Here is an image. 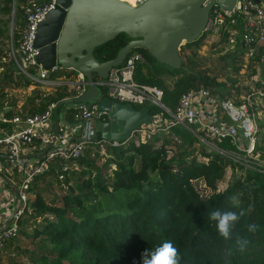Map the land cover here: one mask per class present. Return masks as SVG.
Here are the masks:
<instances>
[{
  "label": "trees",
  "instance_id": "trees-1",
  "mask_svg": "<svg viewBox=\"0 0 264 264\" xmlns=\"http://www.w3.org/2000/svg\"><path fill=\"white\" fill-rule=\"evenodd\" d=\"M24 3L25 0H0V47L10 38L12 48L16 49L24 28L21 7ZM201 41L202 38L185 44L179 56L188 50L195 55ZM129 42L130 39L121 34L95 49L94 58L99 63L111 61ZM132 53H138L143 59L137 66L135 81L161 89L162 104L171 111L180 96L190 89L204 87L213 91L218 88L223 92L218 95L222 99L233 95L214 80L194 73L189 65L192 62L186 56L181 57V66L175 70L157 63L145 50L137 49ZM231 53L242 56L240 44L237 43ZM263 53L264 47L253 59L254 63L262 62ZM4 67L0 66V101L5 99L6 90L35 85L18 73L13 59ZM163 74L174 79L172 89L165 87L160 79ZM63 99L65 96L60 92L46 96L32 114L41 113L48 105ZM145 108L151 117L161 111L153 106ZM70 111L72 115L75 112ZM5 116L10 118L11 113ZM258 125L261 126L260 122ZM173 133L180 137V145H173L164 136L158 148L155 147L158 137L139 146L108 148V158L103 164H100L103 159L98 157V147L91 144L89 147L96 152L88 148L82 158L71 162L77 170H72L63 180H59V176L64 163L51 164L49 171L30 186L29 195L33 194L34 199L29 198V209L19 222V235L30 238L35 245L29 253V264H142L146 250H153L166 241H171L178 249L179 264H264L262 165L253 162L256 170H246L245 177L236 178L224 192H219L217 183L225 169L235 170L237 165L222 155L207 153L188 132L175 128ZM167 143L171 149L166 148ZM218 149L243 157L227 139ZM258 151L264 157V148L256 146ZM51 180L64 194L61 206L49 204L43 197L44 190L40 186ZM196 182H203L212 194L203 199L195 190ZM232 196L238 197V205H233ZM217 209L244 212L232 239L221 237L216 222L208 218V213ZM249 224L257 226L254 233L248 232ZM237 236L248 240L243 250L236 244Z\"/></svg>",
  "mask_w": 264,
  "mask_h": 264
},
{
  "label": "built area",
  "instance_id": "built-area-1",
  "mask_svg": "<svg viewBox=\"0 0 264 264\" xmlns=\"http://www.w3.org/2000/svg\"><path fill=\"white\" fill-rule=\"evenodd\" d=\"M145 1L134 0L131 5L138 6ZM21 7L24 28L16 49L11 46V57L18 73L45 87L56 88L65 84L70 85L66 74L74 73L73 70L54 66L45 71L36 60L39 55V50L34 46L37 29L54 9L55 0H25ZM204 36L217 41L223 40L225 48L232 52L238 43L242 49V57L253 60L259 50L264 47V9L253 0H237L230 11L223 10L215 4L210 9ZM237 38H240L239 42ZM142 62L141 55L130 53L123 65L110 70L106 80L96 82L98 88L106 89V97L115 103L141 108L153 106L161 110L152 117L149 124L131 131L124 142L92 141L94 125L107 122L108 114L99 111L97 105L91 106L90 109L82 106L74 110L72 120L74 123L83 124L85 129L83 138H73L75 127L58 126L57 136L46 154L43 157L39 155L35 160L26 159L25 152L34 148L37 143L42 145L40 151L42 154L51 142L50 121L53 118L55 104L48 105L41 113L20 115L11 119L3 115L0 118L1 124L12 125L11 132L0 137V150L6 152L7 157L13 162L12 167L20 175L18 197L14 199L7 191L4 192L7 171L0 163V209L10 200L17 202L16 209L9 217L10 221L7 223V220L0 227V229L3 228L0 232V264L4 248L19 237V222L24 212L29 209V188L34 180L46 174L50 165L59 161L64 163L59 176V180H63L65 175L69 176L72 170H77L69 164L82 158L91 144L98 147L101 153L108 148L143 145L163 135L162 138L167 136L173 145H180V137L173 133V130L178 128L191 134L206 149H212L226 158L240 156L218 149V145L226 139L235 146L238 153L243 154L241 161L247 156H257L256 146L260 131L258 122L260 118L264 119V92H251L240 101L234 102L228 98H220L212 90L199 87L183 93L174 111H171L162 104L161 89L135 81L137 66ZM31 71L35 74L32 75ZM76 75L81 82H84L81 74L76 73ZM52 76H58L59 80L50 79ZM80 86L78 84V90L73 98L80 97L84 93L85 87L81 86L82 89H80ZM128 142L130 143L125 146ZM244 142H246L245 147ZM168 153L171 155V151ZM262 167L261 170L264 173V164Z\"/></svg>",
  "mask_w": 264,
  "mask_h": 264
},
{
  "label": "water",
  "instance_id": "water-1",
  "mask_svg": "<svg viewBox=\"0 0 264 264\" xmlns=\"http://www.w3.org/2000/svg\"><path fill=\"white\" fill-rule=\"evenodd\" d=\"M207 1L146 0L133 6L121 0H55L54 9L37 29L34 43L39 50L37 64L45 71L59 66L81 74L84 82L78 84L86 90L80 97L63 99L55 104L51 142L41 156L52 147L57 136L61 107L75 110L97 105L99 111L106 112L108 121L94 125L91 140L96 142H124L131 131L149 124L152 117L147 108L136 110L131 105L103 98L95 79L106 80L110 70L123 65L126 57L137 49L145 50L161 65L179 69L180 47L204 36L211 7L216 4L230 11L237 0ZM253 2L260 5L261 0ZM121 34L130 42L113 60L99 63L94 58V50ZM65 126L71 127V124L66 122ZM14 195L18 197L17 191Z\"/></svg>",
  "mask_w": 264,
  "mask_h": 264
},
{
  "label": "rangeland",
  "instance_id": "rangeland-1",
  "mask_svg": "<svg viewBox=\"0 0 264 264\" xmlns=\"http://www.w3.org/2000/svg\"><path fill=\"white\" fill-rule=\"evenodd\" d=\"M201 42L202 45L195 55L189 50L185 51L184 54L183 52L180 53V58H185L186 56L192 62L189 65L194 73L201 77L214 80L216 84L224 86V90H227L229 94H233L232 97H224L229 98L234 102L240 101L243 97L251 92H263V59L262 62L257 64L254 63L253 60H247L242 56L236 57L232 55V53L230 54L232 51H228L224 44L221 41H217V39L206 38V36H203ZM184 45L185 44L180 47V50ZM10 50L11 43L10 38H8L7 41H5L4 46L0 47V66L6 67L9 64V60H12ZM232 58H234L235 62V65L233 66L232 64L234 62L231 63ZM0 72L2 73L1 69ZM160 79L163 81L165 87L172 89L174 83L173 78L163 74L161 75ZM220 90L221 89L213 88V92L219 96H221L223 93ZM236 90H239L238 94H236ZM28 94L30 95L29 91H12L10 92L11 102L17 106V102H25ZM26 103H28V100ZM29 105L31 104L29 103ZM134 108L137 109L139 107L134 106ZM259 120L262 127L259 126L260 131L258 135V146L264 148V119L260 118ZM162 136L163 135L158 137V143L155 145L156 148L161 145L159 140L162 138ZM129 143L130 142L126 143L125 146H127ZM243 146H246V142H244ZM169 147L170 144L167 143L166 148L169 149ZM89 149H91L92 152H96V149L93 147H89ZM205 151L207 153H215V151L212 149H207ZM256 153L257 156H247L248 158L246 157V159L243 161H241L242 158L240 156L233 157L232 159L228 158L235 165H237V167H235V170L231 169L230 167L225 169L221 181L217 183V191L224 192L236 178L245 177L246 170H256V166L253 165V162H258V164L263 165L264 157L261 156V152L258 151ZM98 155L99 158L103 159L101 160L100 164H103L108 158L106 150L99 153ZM200 159L202 161L205 160L202 159V157H200ZM238 167H241V169H236ZM194 187L203 199H206L211 194V190L207 188L203 182H196ZM40 188L44 190L43 197L46 202L56 206H61V198L64 194L62 189H59L55 184H53L52 180L49 181L48 184L40 186ZM29 198L33 200V194L29 195ZM33 248H35V245L31 243L30 238L19 235L17 239L13 240L10 245H7L2 251L1 264H29V253L33 250Z\"/></svg>",
  "mask_w": 264,
  "mask_h": 264
},
{
  "label": "crops",
  "instance_id": "crops-1",
  "mask_svg": "<svg viewBox=\"0 0 264 264\" xmlns=\"http://www.w3.org/2000/svg\"><path fill=\"white\" fill-rule=\"evenodd\" d=\"M128 1L131 2L132 0H128ZM259 6L262 9H264V0H261V3ZM237 41L239 42L240 38H237ZM14 74L17 75V71ZM66 76H67V80L69 81L70 85L65 84L62 86H58L56 88L55 87L51 88V87H45L43 85H38L34 83L35 85L30 86L27 89H15V90L29 91L30 93V95L28 94L25 102L21 103L19 101L17 102V106L14 105V103H12L10 99V92L15 91V90H6L7 95L5 99L0 101V118L3 115L5 116V114L9 112L11 113V117L9 119L15 116H20V115L21 116L30 115L40 106L41 102L45 101L46 96H54L57 92L64 94L65 99L74 97V95L76 94V91L78 90L77 84L80 83L81 80L77 78V75L75 72L74 73L70 72L66 74ZM50 79H54V80L58 79V76H52ZM98 81H100V79L96 78L95 82H98ZM80 89H82L81 86H80ZM99 89H102L104 91L103 92L101 90L102 91L101 96L103 98H107L106 89L105 88H99ZM83 90L85 91L86 88H84ZM27 100H28V103H26ZM29 103L31 105H29ZM35 104L37 105V107ZM58 116H59V126L61 125L65 126L67 122L71 124V128L72 127L76 128V131L73 136L74 139H81L84 137L85 129H84L83 124L74 123V121L72 120V112L70 111V109H67L66 107H61L58 110ZM52 123H53V118L50 121L51 130H52ZM2 125L3 124L0 123V137H2L4 134H8L9 130L11 132V128H12V125H5V126H9V128L3 127ZM41 148H42V145L37 143L34 146V148H32L31 150H28V152H25L24 157L26 159L35 160L39 155H41L40 153ZM0 163L6 168V171H7V173H5L4 192L7 191L10 194L11 198L15 199L16 196L14 195V191H17L18 186L20 185V175L12 167L13 162L7 157L6 152L3 150H0ZM71 167L73 166L71 165ZM16 207H17L16 200L15 202L10 200L7 203L3 204L2 208L0 209V227H2L4 225V222H6L9 219L10 215L14 212Z\"/></svg>",
  "mask_w": 264,
  "mask_h": 264
},
{
  "label": "clouds",
  "instance_id": "clouds-1",
  "mask_svg": "<svg viewBox=\"0 0 264 264\" xmlns=\"http://www.w3.org/2000/svg\"><path fill=\"white\" fill-rule=\"evenodd\" d=\"M230 199L233 205L239 204L237 196H232ZM243 215V211L237 213L235 211H221L217 209L209 212L208 218L216 222V229L219 235L228 240L232 239L233 230ZM256 228L255 224L247 226V230L250 233H254ZM236 244L243 250L248 244V240L245 237L237 236ZM142 264H179L178 249L171 241H166L153 250H146L142 254Z\"/></svg>",
  "mask_w": 264,
  "mask_h": 264
},
{
  "label": "bare ground",
  "instance_id": "bare-ground-1",
  "mask_svg": "<svg viewBox=\"0 0 264 264\" xmlns=\"http://www.w3.org/2000/svg\"><path fill=\"white\" fill-rule=\"evenodd\" d=\"M121 1H124V2H128L130 4H133L134 0H132L131 2H129L128 0H121ZM258 146V145H257ZM258 150V149H257Z\"/></svg>",
  "mask_w": 264,
  "mask_h": 264
}]
</instances>
